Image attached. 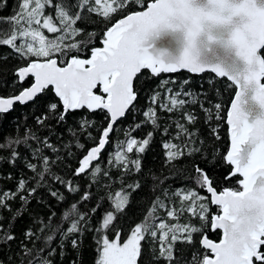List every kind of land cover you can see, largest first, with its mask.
<instances>
[{
  "label": "snow or ice",
  "instance_id": "obj_1",
  "mask_svg": "<svg viewBox=\"0 0 264 264\" xmlns=\"http://www.w3.org/2000/svg\"><path fill=\"white\" fill-rule=\"evenodd\" d=\"M17 8L9 17L0 16V77L11 75L15 85L9 95H0V114L14 110L16 103H44L33 126L17 121L12 134L0 136V165L14 167L22 159L31 173L17 179L15 190H0V217L12 212L7 227L0 218V248L17 241L13 256L0 264H55L57 250L63 257L69 241L73 250L81 249L88 232L95 244L93 264H264V0H17ZM12 57L15 64L9 65ZM181 70L214 78L207 81L208 89L201 85L198 90L187 78L160 80L147 105L137 109L145 83ZM217 78H227L234 90L226 109L230 143L223 151L194 130L202 113L212 137L221 139L224 102L210 98L211 89L221 94ZM0 84L9 86L6 80ZM84 108L106 110L98 137L90 131L95 124L85 118L79 130L68 129V143L53 142L55 126L66 121L70 110ZM129 113L140 118L124 131L107 157L108 167L102 168L110 133ZM161 113L168 114L164 132L175 127L162 145L165 163L199 155L205 167L194 164L190 183L174 191L154 175L150 207L142 219L129 220L128 208L142 185L122 182L113 192L110 169L121 178L142 171L154 130L162 126ZM143 128L151 130L135 137ZM86 130L91 147L81 143ZM72 141L86 154L69 174L58 175L54 169L61 152L63 158L73 155ZM218 162L229 169L226 180L240 177L237 187L218 190L208 172ZM82 177H91L87 188L76 182ZM101 179L109 181L102 185L109 207L92 225L103 199L89 211L81 207L95 199L92 189ZM45 188L57 203H66L68 194L78 200L59 223L55 212L29 215L18 238L16 222L28 215L33 200L44 201L40 193ZM205 189L210 197L201 194ZM17 199L19 207L13 210ZM209 230H221L218 241L209 238Z\"/></svg>",
  "mask_w": 264,
  "mask_h": 264
},
{
  "label": "trees",
  "instance_id": "obj_2",
  "mask_svg": "<svg viewBox=\"0 0 264 264\" xmlns=\"http://www.w3.org/2000/svg\"><path fill=\"white\" fill-rule=\"evenodd\" d=\"M18 10L17 8V0H0V16L2 17H9L10 15L14 14ZM3 27V26H0ZM94 26H89V31L92 30ZM45 31V34L51 36L52 34H48ZM97 46H101L99 41H97ZM4 53L9 51L8 48H4L2 50ZM15 57H12L9 60V65L15 64ZM190 79L191 81V88L199 89L201 85L204 86L205 89H208L207 81L210 78H214V74L212 73H202V74H191L187 71H180L174 74H161L159 79H151L147 83L144 84V91H141L138 100L136 101L137 109H143L147 105L148 96L151 94V90L154 89L160 82V80L164 79H175L182 81L183 79ZM0 80H6L8 82V87L3 86L0 84V95H7L10 94L13 87V77L11 75H6L4 77H0ZM31 83V80L25 82L24 86H28ZM229 81L226 78H217L216 88L220 89V96L216 95L215 89H211V96L210 98L213 100H223L225 111L221 113L223 119L219 122L220 124V131L219 135L221 137L220 140H215L212 137L210 132V127L204 123L203 114L201 113V119L197 122L194 127V130H198L199 136L201 139L207 141L208 145H215V147L221 151L225 150L227 145L229 144V137L227 134V125L225 123V115L228 103L232 97L234 92L233 89L229 88ZM171 86V85H170ZM99 91V90H98ZM49 96L52 93L48 94ZM44 99H41L37 102V104H33L31 102L27 104H18L16 103L14 106V110H11L7 114H0V136H8L13 133V130L16 126L17 121L20 122L21 125L25 123L28 126H33L35 122V116L41 114V108L43 107ZM198 111V109H197ZM105 111L103 110H95V111H88L87 109H80V110H70L67 114V119L63 124H59L55 126V135L52 137L53 142L60 141L62 143H68L71 138V133L68 131L69 128L79 130V123L82 119H87L95 124V127L91 128L90 131L93 136L98 137V129L101 128V125L104 122ZM162 116V126L154 130V137L152 140V144L150 149L148 150L147 154L143 156V169L141 172L136 173L133 171L132 173L128 174L126 177L121 178L120 172L116 169H110L112 173V181L115 184L113 188V192L120 190L119 185L123 182L125 185L127 184H136L139 183L142 185L141 189L136 192L132 198L131 206L128 208V219L129 220H140L143 218V215L146 214L147 209L150 207V201L154 199L153 194V187L154 182L152 177L158 176L161 180L165 181L163 184V188L165 189H172L175 190L177 185L180 184H189L190 175H194L193 165L200 164L201 167H205V164L201 160L199 155L195 156L194 158L189 159H182L178 162H175L172 165H168L165 163L164 157V149L162 147L163 143L168 141L172 135L175 134V127L174 125L171 126L169 133L164 132V127L168 126V114L161 113ZM27 118V119H25ZM139 119L140 117L137 116L135 113H129L126 118H123L116 124L115 130L111 132V143L106 145V151H104V160L100 161L102 168H107L108 165L106 163L107 157L111 154L112 150L117 145L118 141L124 139V131H126L131 125L133 120ZM178 118V117H176ZM105 126V125H104ZM216 125L213 124L212 127ZM102 130V129H101ZM151 130L149 128H143L134 133L135 137L140 138L142 137L146 131ZM40 135H47L46 131H41ZM81 136V143H85L87 147L93 145V141L88 136V131H84L80 134ZM72 156L65 157L66 153L61 152L62 161L55 167L54 171L58 175H67L69 174L70 169H74L78 165V158H81L86 151H80L75 147V141H72ZM20 152L23 155L28 154V150L24 147L20 148ZM3 155H7L4 153ZM54 158V157H53ZM229 169L222 163L218 162L216 167L209 168L208 172L210 176L213 177L215 180V186H217L218 190H221L223 187H237V180L240 178L238 175L235 179H225ZM11 173L12 178L9 179L8 175ZM30 176L31 173L24 168L22 159L18 161L16 165L13 167L10 163H5L0 165V190H15L17 187V179L21 176ZM91 180V177H82L77 183L84 184L85 188L88 187L86 181ZM109 181L105 179H101L100 185H96L93 187L92 192L95 199L89 204H85L81 207V211L86 212L90 210L91 206L96 205L99 201L103 199L104 207L101 208L98 212L91 219V224L95 225L101 215L103 214L104 210L109 207V202L105 197V191L102 188V185L108 183ZM54 187L59 188L60 185H54ZM61 191L63 189L61 188ZM41 195L44 196V201L41 202L40 205L37 204L36 200H33L31 203V211L28 215H25L22 219L18 220L15 225V232L20 237L21 229L28 224V216L33 214L36 211L43 212L44 215H48L52 212L56 213L55 221L57 223L60 222L62 219L63 213L69 210V205L72 202H76L78 197L75 194H68L67 202L66 203H57L56 200H50L47 196V189H41ZM202 195H206L205 191L201 193ZM208 197V196H207ZM50 200L51 207H49L48 201ZM19 207V200L17 199L14 203L11 204V208L15 210ZM211 211L213 213L218 212V209L215 206H212ZM12 215V212L5 211L3 212V216L0 217L3 219L5 227L8 225V219ZM159 215H164L163 210L159 211ZM208 236L210 239L217 240L220 237V230L216 231H208ZM59 242L57 238L56 243ZM17 241H14L11 245V248L4 246L0 248V259L7 261L10 257L13 256V253L16 250ZM55 247V243L52 245ZM67 251L63 257H61L57 250V255H55L54 260L55 264H72L75 260L76 264H93L94 259L96 258L95 252V244L93 242V233L88 232L83 239L82 248L78 250H73L70 241L66 245ZM147 260V256L145 257Z\"/></svg>",
  "mask_w": 264,
  "mask_h": 264
},
{
  "label": "water",
  "instance_id": "obj_3",
  "mask_svg": "<svg viewBox=\"0 0 264 264\" xmlns=\"http://www.w3.org/2000/svg\"><path fill=\"white\" fill-rule=\"evenodd\" d=\"M102 46V45H101ZM181 71H187V70H181ZM227 79V78H226ZM32 82V81H31ZM30 85V84H29ZM28 85V86H29ZM26 87V86H25ZM7 95H9V94H7ZM7 95H4V96H7ZM234 95V92H233V94H232V96ZM18 104H20V103H18ZM21 105H23V104H21ZM230 105V101H229V103H228V106ZM227 106V107H228ZM85 109H87V108H85ZM88 110V109H87ZM88 111H95V110H88ZM103 111H105L106 112V110H103ZM225 123H226V125H227V120H226V115H225ZM106 126V125H105ZM227 133H228V127H227ZM111 134V133H110ZM229 137V136H228ZM229 143H230V140H229ZM93 146V145H92ZM91 147V146H90ZM84 154H86V152L84 153ZM82 158V157H81ZM205 191V193H206V189L204 190ZM206 195L208 196V197H210V194H208V193H206ZM221 235H222V232H221V230H220V237H221ZM219 237V238H220ZM219 238L217 239V240H214V239H212V240H214V241H218L219 240Z\"/></svg>",
  "mask_w": 264,
  "mask_h": 264
},
{
  "label": "rangeland",
  "instance_id": "obj_4",
  "mask_svg": "<svg viewBox=\"0 0 264 264\" xmlns=\"http://www.w3.org/2000/svg\"><path fill=\"white\" fill-rule=\"evenodd\" d=\"M115 147H116V145H115Z\"/></svg>",
  "mask_w": 264,
  "mask_h": 264
},
{
  "label": "flooded vegetation",
  "instance_id": "obj_5",
  "mask_svg": "<svg viewBox=\"0 0 264 264\" xmlns=\"http://www.w3.org/2000/svg\"><path fill=\"white\" fill-rule=\"evenodd\" d=\"M99 92V91H98Z\"/></svg>",
  "mask_w": 264,
  "mask_h": 264
}]
</instances>
